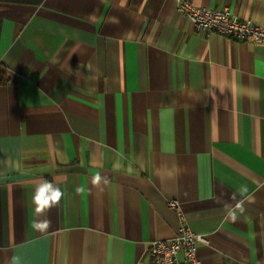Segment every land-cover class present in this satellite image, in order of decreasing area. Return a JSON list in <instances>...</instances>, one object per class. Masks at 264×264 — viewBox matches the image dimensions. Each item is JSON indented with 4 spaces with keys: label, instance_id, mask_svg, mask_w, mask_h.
<instances>
[{
    "label": "crops",
    "instance_id": "crops-1",
    "mask_svg": "<svg viewBox=\"0 0 264 264\" xmlns=\"http://www.w3.org/2000/svg\"><path fill=\"white\" fill-rule=\"evenodd\" d=\"M187 1L264 27V0ZM177 7L0 0V264H150L178 209L208 236L200 264H264V44ZM44 180L63 196L41 232Z\"/></svg>",
    "mask_w": 264,
    "mask_h": 264
},
{
    "label": "built area",
    "instance_id": "built-area-1",
    "mask_svg": "<svg viewBox=\"0 0 264 264\" xmlns=\"http://www.w3.org/2000/svg\"><path fill=\"white\" fill-rule=\"evenodd\" d=\"M178 10L188 18L196 32L216 33L227 39L264 44V27L249 19L234 16L225 8L207 9L196 7L187 0H176ZM178 201L169 199L167 206L178 209ZM179 215V226L174 236L168 240H154L147 246L150 264H200L197 250L209 243L208 236L194 232Z\"/></svg>",
    "mask_w": 264,
    "mask_h": 264
},
{
    "label": "clouds",
    "instance_id": "clouds-1",
    "mask_svg": "<svg viewBox=\"0 0 264 264\" xmlns=\"http://www.w3.org/2000/svg\"><path fill=\"white\" fill-rule=\"evenodd\" d=\"M100 176H96L93 179V183H98ZM248 193L247 186H241L237 193L233 194V198L236 195L243 197L244 200L250 199L246 194ZM63 196V192L60 187L52 183L51 181L44 180L34 186V193L32 195V204L35 206L34 211L38 217H45L44 219H38L32 227L37 231H46L50 226V220L46 218L47 212L57 205ZM243 200L239 201L235 207L226 206V219L235 221L237 219V210L243 212L242 207Z\"/></svg>",
    "mask_w": 264,
    "mask_h": 264
},
{
    "label": "trees",
    "instance_id": "trees-1",
    "mask_svg": "<svg viewBox=\"0 0 264 264\" xmlns=\"http://www.w3.org/2000/svg\"><path fill=\"white\" fill-rule=\"evenodd\" d=\"M6 78L5 68L0 66V82H4Z\"/></svg>",
    "mask_w": 264,
    "mask_h": 264
}]
</instances>
